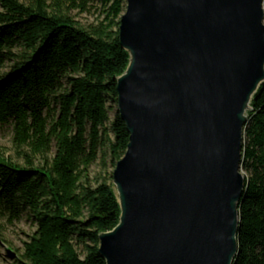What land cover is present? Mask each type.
Returning <instances> with one entry per match:
<instances>
[{
	"label": "water",
	"instance_id": "obj_1",
	"mask_svg": "<svg viewBox=\"0 0 264 264\" xmlns=\"http://www.w3.org/2000/svg\"><path fill=\"white\" fill-rule=\"evenodd\" d=\"M117 80L130 135L107 264H234L246 126L264 84V0H126Z\"/></svg>",
	"mask_w": 264,
	"mask_h": 264
},
{
	"label": "trees",
	"instance_id": "obj_2",
	"mask_svg": "<svg viewBox=\"0 0 264 264\" xmlns=\"http://www.w3.org/2000/svg\"><path fill=\"white\" fill-rule=\"evenodd\" d=\"M100 4L81 24L73 11ZM0 128L13 126L20 164L0 151V219L24 216L36 232L14 264H107L100 236L120 221L113 174L130 135L117 80L130 63L120 44L126 0H0ZM118 106V105H117ZM248 113L234 264H264V84ZM111 172L91 177L97 162Z\"/></svg>",
	"mask_w": 264,
	"mask_h": 264
},
{
	"label": "rangeland",
	"instance_id": "obj_3",
	"mask_svg": "<svg viewBox=\"0 0 264 264\" xmlns=\"http://www.w3.org/2000/svg\"><path fill=\"white\" fill-rule=\"evenodd\" d=\"M23 3H28V0H20ZM91 7L86 12H80L79 10L73 11L75 19L81 24L89 25L96 23L101 18L100 4L98 2H91ZM3 9L0 7V12ZM261 14L264 24V2L261 6ZM9 65H5L0 69L1 73L9 71ZM118 110L117 104H114V111L111 113V121L114 119V113ZM13 126L12 124L3 125L0 128V151L8 158L23 164V159L19 158L16 154V150L13 145ZM111 172L112 169L108 166L104 168L100 161L97 162L91 169V177H99L102 172ZM243 170V169H242ZM244 172V171H243ZM245 174V172H244ZM36 225L30 218L24 216L20 221L10 225L6 220L0 219V264H14L18 256L23 253L24 243L28 242L31 236L36 232Z\"/></svg>",
	"mask_w": 264,
	"mask_h": 264
}]
</instances>
